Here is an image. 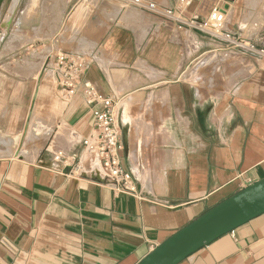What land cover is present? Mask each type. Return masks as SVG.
I'll use <instances>...</instances> for the list:
<instances>
[{"label":"crops","instance_id":"crops-1","mask_svg":"<svg viewBox=\"0 0 264 264\" xmlns=\"http://www.w3.org/2000/svg\"><path fill=\"white\" fill-rule=\"evenodd\" d=\"M52 1L0 0V31H46L71 14L70 30L87 32L80 45L93 48L68 53L87 59L85 80L120 98L123 164L136 194L109 188L100 158L85 149L94 117L80 87L64 98L62 133L55 132L40 150L0 149V264H137L206 211L264 178V58L237 54L176 18L204 16L221 0H192L182 12L178 0L156 1L163 10L173 9L174 17L139 6L113 19L101 14L86 21L90 7L79 5L81 0ZM225 1L235 19L246 11L259 15L258 23L243 27L235 20L237 27L229 28L264 46V0L256 7ZM37 3L38 15L32 16ZM81 5L86 11L72 21ZM63 40L77 45L81 39L72 33ZM198 64L227 69L230 84L214 91L210 77L192 72ZM57 68L56 60L55 77ZM50 73L38 76L36 98L50 89ZM30 116L28 135L43 129L38 113ZM11 151L15 157L6 156ZM59 151L77 155L81 171L69 173L57 161ZM178 264H264V214Z\"/></svg>","mask_w":264,"mask_h":264},{"label":"rangeland","instance_id":"rangeland-1","mask_svg":"<svg viewBox=\"0 0 264 264\" xmlns=\"http://www.w3.org/2000/svg\"><path fill=\"white\" fill-rule=\"evenodd\" d=\"M143 1L158 5L157 9L162 11L159 4L161 1ZM247 1L249 4L251 3L249 6L252 7H256L255 3L259 2L258 0H252V2L251 0H246V2ZM52 2L55 1L53 0ZM82 3L90 7L88 8V16L85 18V21L87 18H90V16L92 17V15L95 17L101 14H105L109 19H113L112 15L121 12V10H127L128 7L137 8V10L141 8H139L135 0H81L79 5ZM22 8L23 6H21V10ZM38 9L37 3V8L32 11L31 15H38L36 12ZM86 9V6L81 5L71 17L72 21L78 20ZM91 10L93 11L91 12ZM70 16L71 14L66 16L63 24H61V21H58L57 24H53V28L46 31L39 28L30 33L18 26L12 27L9 34H6V30L0 31V149L9 147L13 149V151H22L25 149L40 150V146L42 145L43 147L45 143L51 140L56 134L55 132L58 131V133H62L64 131V129L59 127V118L66 105V100L56 87L57 83L54 72L55 61L58 55L66 54L69 51H86L93 48L88 45H80L81 41L85 39L84 36L87 35V32L82 29L70 30ZM235 20H238L241 25L245 27L249 21L258 23L260 18L257 13L255 15L253 12L247 13V11L238 15L237 19L233 18L230 14L228 17L230 28L233 27V24L234 27H237ZM60 24L62 25V29L57 30ZM72 33L74 36L80 37L81 40H79V44L73 45L72 43L74 41L71 43L70 40H63L70 38ZM40 37H42V39L47 38V40H43L42 44H40L35 41ZM56 37H60L62 40L54 42ZM201 59L202 58L199 60ZM199 60H197L195 64H197ZM213 66L215 65L202 68L198 64L193 67L192 72H197V75L202 79L204 76L210 77L208 82L213 85L212 89L219 92L223 90L222 85L225 86L230 84L228 81L231 79L227 77V69L224 68L222 71V68L218 65L215 67ZM237 70L239 73L242 70L244 71V66L241 61ZM50 71H52V73L48 75H53L54 77V80L49 85L50 89L41 97L36 98L35 92L38 85L42 84L38 76L43 77L44 74ZM234 73L235 72H233V74ZM23 77H28L30 82H24ZM200 83L203 84V81ZM227 88L228 87H226V90ZM57 101L58 104L56 103ZM32 112L38 113L40 117L39 121L42 123L43 129H35L31 135H28L27 129L31 120L30 114ZM49 126L51 127L50 132L47 130ZM6 156L15 157L12 151Z\"/></svg>","mask_w":264,"mask_h":264},{"label":"built area","instance_id":"built-area-1","mask_svg":"<svg viewBox=\"0 0 264 264\" xmlns=\"http://www.w3.org/2000/svg\"><path fill=\"white\" fill-rule=\"evenodd\" d=\"M135 2L148 10L160 11L156 4L143 0H135ZM178 2V9L182 12L190 6L192 0H178ZM226 3L225 0L215 3L204 16L194 15L189 19L181 16L176 18L181 20L186 27L208 35L220 43H226L235 53L264 58V46L258 45V41L241 38L229 28V9ZM162 11L169 17L175 16L173 9H162ZM222 48L224 49L223 46ZM57 64L56 81L59 92L65 99H70L77 94L80 87H83L84 100L91 107L94 127L89 136L83 139L85 149L100 158L111 179L108 184L109 188L115 193L135 195L136 186L133 175L126 170L123 164L125 146L121 139L122 129L117 115L120 98L104 95L94 87L91 81L84 79L89 66L84 56L73 53L61 54L57 57ZM56 157L64 168L70 169L69 173L74 174L81 171L82 164L77 155L59 151Z\"/></svg>","mask_w":264,"mask_h":264},{"label":"water","instance_id":"water-1","mask_svg":"<svg viewBox=\"0 0 264 264\" xmlns=\"http://www.w3.org/2000/svg\"><path fill=\"white\" fill-rule=\"evenodd\" d=\"M264 214V178L248 184L158 245L137 264H178L198 249Z\"/></svg>","mask_w":264,"mask_h":264},{"label":"bare ground","instance_id":"bare-ground-1","mask_svg":"<svg viewBox=\"0 0 264 264\" xmlns=\"http://www.w3.org/2000/svg\"><path fill=\"white\" fill-rule=\"evenodd\" d=\"M29 7V6H28ZM25 16V15H24ZM127 16H128V14H127ZM131 17V16H130ZM136 18H138V17H136ZM125 19V18H124ZM133 19V18H132ZM139 19V18H138ZM134 21V20H133ZM133 23V22H132ZM143 35V34H142Z\"/></svg>","mask_w":264,"mask_h":264}]
</instances>
